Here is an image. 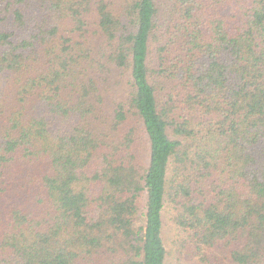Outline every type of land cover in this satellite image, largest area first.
Wrapping results in <instances>:
<instances>
[{
    "label": "trees",
    "instance_id": "obj_1",
    "mask_svg": "<svg viewBox=\"0 0 264 264\" xmlns=\"http://www.w3.org/2000/svg\"><path fill=\"white\" fill-rule=\"evenodd\" d=\"M264 264V0H0V264Z\"/></svg>",
    "mask_w": 264,
    "mask_h": 264
},
{
    "label": "rangeland",
    "instance_id": "obj_2",
    "mask_svg": "<svg viewBox=\"0 0 264 264\" xmlns=\"http://www.w3.org/2000/svg\"><path fill=\"white\" fill-rule=\"evenodd\" d=\"M164 241L166 248L169 252L168 264H188L186 259L179 256L178 249L176 248V231L174 221L171 217L165 218V228H164Z\"/></svg>",
    "mask_w": 264,
    "mask_h": 264
}]
</instances>
